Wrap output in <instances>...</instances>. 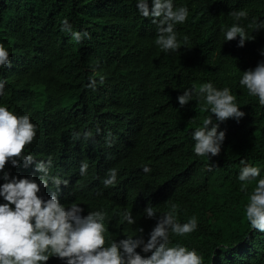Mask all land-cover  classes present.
Masks as SVG:
<instances>
[{
	"label": "trees",
	"instance_id": "1",
	"mask_svg": "<svg viewBox=\"0 0 264 264\" xmlns=\"http://www.w3.org/2000/svg\"><path fill=\"white\" fill-rule=\"evenodd\" d=\"M173 2L189 10L187 21L175 25L178 37L187 36L189 43L164 53L154 42L157 25L140 14L137 0H0V43L12 62L0 69L6 82L0 106L30 115L38 128L26 152L37 160L51 156V175L68 180L74 164H91L82 176L80 197L85 208L98 201L108 213L109 243L135 237L140 228L147 241L157 220L146 216L145 207L159 215L176 204L178 221L195 216L198 228L171 237L173 245L195 249L203 264H264V232L245 219L255 182L242 192L238 180L245 164L259 167L264 177V106L239 84L244 71L264 61V29L248 27L264 21V0ZM239 10L248 14L240 25L255 37L243 47L239 37L225 41L226 30L236 23L230 13ZM65 18L73 31L89 36L77 43L61 31ZM90 77L97 80L95 91L87 87ZM206 82L228 87L245 113L239 122L220 123L218 131L226 138L210 160L194 154L192 139L210 112L202 101L183 107L178 102L185 89ZM88 131L93 138L84 140ZM73 132L80 139H73ZM145 166L149 172H143ZM109 169L117 170L118 182L106 188ZM5 171L39 182L34 164L9 162ZM92 179L99 183L90 189ZM67 187L62 184V191ZM125 210L135 224L122 220Z\"/></svg>",
	"mask_w": 264,
	"mask_h": 264
},
{
	"label": "clouds",
	"instance_id": "2",
	"mask_svg": "<svg viewBox=\"0 0 264 264\" xmlns=\"http://www.w3.org/2000/svg\"><path fill=\"white\" fill-rule=\"evenodd\" d=\"M137 8L144 18H150L157 25L154 42L162 52L175 53L181 47L187 48L188 37L179 38L175 29V25L187 21V7H177L173 0H151L150 7L149 0H137ZM230 15L236 23L226 30L225 41L239 37L238 46L243 47L246 41L255 38L239 23L247 19L248 14L239 10ZM248 27L259 31L264 29V21H254ZM61 31L71 33L77 43L89 36L87 32L73 31L67 18L61 21ZM261 54L264 55V51ZM11 66L10 52L0 43V69ZM89 81L87 87L95 91L97 80L90 77ZM99 82L103 84V76ZM192 82L197 84V80ZM5 83L0 80V95L4 94ZM239 84L247 89L249 95L258 97L259 105L264 106V61L258 62L254 69L244 71ZM193 100L197 103L202 101L203 110L210 112L203 119V126L192 133L195 141L193 151L197 157L210 160L220 154L226 138L224 130L218 131L220 123L229 119L239 122L245 113L228 87L217 89L211 82L199 87L193 85L178 96L181 107ZM37 128L29 114L17 115L7 107L0 106V173L3 174L0 179L4 181L0 184V197L5 201L0 203V264H203V256L195 249L189 250L179 243L173 245L171 237L186 236L198 228L195 216L185 223L178 221L176 204L159 215L152 206L145 207L146 216L157 220L147 241L140 228L135 237L127 236L109 243L106 237L108 213L100 209L98 201H89L85 208L80 197L82 176L85 177L90 171L91 164L87 161L74 164L71 175L67 174L68 180L51 175V156L47 161L37 160L26 152L36 139ZM80 137L79 132H73V139ZM92 138L90 131L83 133L84 140ZM107 143L111 147L113 141L108 139ZM21 161L25 168L35 165L39 182L31 177H10L5 171L9 162L13 167H19ZM143 168V172L150 171L147 166ZM62 173L60 171L58 174ZM117 175L116 169H109L103 180L104 186H115ZM238 180L242 192H247L249 185L255 182L245 206V219L253 230L264 232V177H261V169L245 164ZM98 181H101V177H98ZM99 182L92 179L89 188H94ZM62 184L68 185L66 191H62ZM122 220L130 225L136 223L132 213L127 210L122 213ZM141 252L150 255H142Z\"/></svg>",
	"mask_w": 264,
	"mask_h": 264
},
{
	"label": "bare ground",
	"instance_id": "3",
	"mask_svg": "<svg viewBox=\"0 0 264 264\" xmlns=\"http://www.w3.org/2000/svg\"><path fill=\"white\" fill-rule=\"evenodd\" d=\"M112 222H113V221H112ZM112 224H113V223H112ZM113 225H115V224H113ZM116 226H117V225H116ZM116 226H115V227H116ZM116 228H117V227H116ZM213 264H214V263H213Z\"/></svg>",
	"mask_w": 264,
	"mask_h": 264
}]
</instances>
